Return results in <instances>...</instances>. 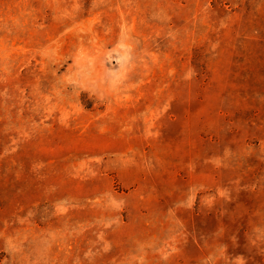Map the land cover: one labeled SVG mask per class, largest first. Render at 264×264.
Wrapping results in <instances>:
<instances>
[{
	"label": "rangeland",
	"instance_id": "rangeland-1",
	"mask_svg": "<svg viewBox=\"0 0 264 264\" xmlns=\"http://www.w3.org/2000/svg\"><path fill=\"white\" fill-rule=\"evenodd\" d=\"M0 264H264V0H0Z\"/></svg>",
	"mask_w": 264,
	"mask_h": 264
}]
</instances>
